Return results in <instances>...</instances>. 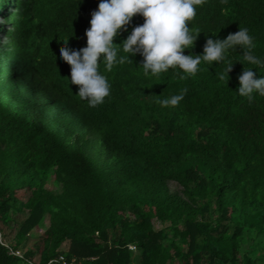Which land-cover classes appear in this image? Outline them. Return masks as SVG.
<instances>
[{"label":"trees","instance_id":"1","mask_svg":"<svg viewBox=\"0 0 264 264\" xmlns=\"http://www.w3.org/2000/svg\"><path fill=\"white\" fill-rule=\"evenodd\" d=\"M4 2L0 224L14 244L0 231V264H60L61 254L69 264H264V97L236 92L256 67L243 49L229 52L228 81L223 64L181 80L171 69L145 76L139 54L111 72L101 63L111 92L93 108L59 51L66 40L86 46L100 0ZM142 23L134 16L114 43ZM189 26L200 33L185 55L246 27L264 58V0H206ZM184 89L178 106L161 104Z\"/></svg>","mask_w":264,"mask_h":264},{"label":"clouds","instance_id":"2","mask_svg":"<svg viewBox=\"0 0 264 264\" xmlns=\"http://www.w3.org/2000/svg\"><path fill=\"white\" fill-rule=\"evenodd\" d=\"M205 2L206 0H100L97 9L91 13L90 27L84 33L86 46L74 50L67 46L66 40L63 41L65 46L59 51L62 61L70 66L68 81L78 86L79 98L87 101L89 107L95 108L103 104L110 96L111 84L107 75L100 71L101 63L106 72H111L114 67L129 62L137 54L143 58L140 67L145 76L159 78L171 69L176 71L179 79L184 80L196 76L201 70L200 65L207 63L210 66L225 65L219 78L228 81V73L233 65L229 52H235L237 47L243 49V61L256 67L243 68L238 76L239 86L236 92L249 102L254 100V94L264 97V76L257 78L252 71L253 68L264 69V58L254 55L255 38L248 28L239 27L237 32L228 34L224 39L208 38L202 54H184L186 49L193 48L200 33L199 29L193 31L189 25L197 15V7ZM5 3L12 7L10 2ZM8 11L9 9L0 15V46L9 42L2 34L11 33L13 28L12 22L6 17ZM137 15L143 18V23L133 27L119 44L114 43V38L120 36L121 32H128V26ZM186 91L184 89L179 94L162 100L161 104L178 106Z\"/></svg>","mask_w":264,"mask_h":264},{"label":"rangeland","instance_id":"3","mask_svg":"<svg viewBox=\"0 0 264 264\" xmlns=\"http://www.w3.org/2000/svg\"><path fill=\"white\" fill-rule=\"evenodd\" d=\"M7 9H9V11H10V9H11V7L8 5V4H6L5 2H4V0H0V15H3V14H5L6 13V10ZM169 187H170V189L172 190V191H178V190H180L181 188L179 187V185H177L176 183H174V182H169ZM154 226H155V229L156 230H162V228L165 226L164 224H161L159 221H157V220H155L154 221ZM13 227L14 228H16V224H13ZM1 228H2V225L0 224V231L2 232V234H3V240L6 242V243H8V244H10V245H13L14 244V238H13V236H14V230L13 231H9L8 229H6V232H5V230H1ZM35 232L37 233V234H39L40 232H41V229L39 228V229H37V230H35ZM37 238L35 237V236H31V238L28 240V241H26V243H25V246L24 247H21L22 248V250H26V249H29V247H31L32 246V244H33V242L36 240ZM64 249H67V244H65L64 245V247H63Z\"/></svg>","mask_w":264,"mask_h":264},{"label":"built area","instance_id":"4","mask_svg":"<svg viewBox=\"0 0 264 264\" xmlns=\"http://www.w3.org/2000/svg\"><path fill=\"white\" fill-rule=\"evenodd\" d=\"M1 242H2V244L7 246L6 242L3 239H1ZM129 249L135 250V247L132 245H129ZM11 253H13L14 255L22 256V253L20 251H13V252L11 251ZM55 261L60 263V264H69V263H67L65 256L63 254L59 255L58 259Z\"/></svg>","mask_w":264,"mask_h":264}]
</instances>
